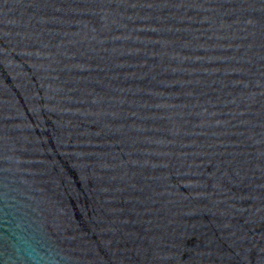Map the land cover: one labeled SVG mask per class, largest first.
<instances>
[{
  "label": "water",
  "instance_id": "1",
  "mask_svg": "<svg viewBox=\"0 0 264 264\" xmlns=\"http://www.w3.org/2000/svg\"><path fill=\"white\" fill-rule=\"evenodd\" d=\"M0 264H264V0H0Z\"/></svg>",
  "mask_w": 264,
  "mask_h": 264
}]
</instances>
